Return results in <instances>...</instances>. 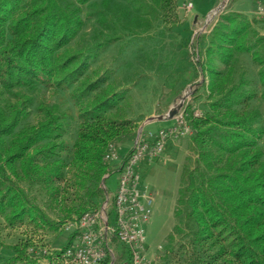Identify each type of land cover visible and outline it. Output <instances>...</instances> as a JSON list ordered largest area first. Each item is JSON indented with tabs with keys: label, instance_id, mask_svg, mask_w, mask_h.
Returning <instances> with one entry per match:
<instances>
[{
	"label": "trees",
	"instance_id": "trees-1",
	"mask_svg": "<svg viewBox=\"0 0 264 264\" xmlns=\"http://www.w3.org/2000/svg\"><path fill=\"white\" fill-rule=\"evenodd\" d=\"M83 7L96 24L86 42L80 34ZM175 11L176 0H0V215L9 224L27 218L56 229L19 181L49 185L59 179L66 163L56 155L70 147L76 183L86 189L85 203L72 221L93 210V197L104 196V188L86 187L87 182L112 173L103 155L133 128L118 111L121 93L113 90L109 72L92 64L101 50L138 33L141 25L179 24ZM263 28L264 17L222 11L204 36L203 50L194 53L192 70L175 77L174 82L201 77L191 84L192 92L201 87L211 99L209 112L187 117L196 157L193 166L183 168L173 210L176 223L159 256L164 262L175 252L177 235L188 241L184 264H264V114L248 108L255 97L248 90L250 79L242 73L233 76L236 56L248 55L258 66L257 97L264 105ZM39 87L68 92L75 112L41 96L35 105L38 120L24 123L34 102L30 92ZM72 120L78 128L70 146L63 135ZM78 232L73 230L50 253L27 251L26 242H0V248L12 253L6 264H63L70 260L65 250ZM122 247V264H131L130 251ZM109 260L107 256L103 263Z\"/></svg>",
	"mask_w": 264,
	"mask_h": 264
},
{
	"label": "rangeland",
	"instance_id": "rangeland-1",
	"mask_svg": "<svg viewBox=\"0 0 264 264\" xmlns=\"http://www.w3.org/2000/svg\"><path fill=\"white\" fill-rule=\"evenodd\" d=\"M186 1L176 0L175 14L179 24L169 27L170 24H159L154 21L153 24L141 25V31L138 33H128L119 41H114L101 50L92 64L100 71L109 72V81L113 90L121 93V106L118 111L130 121V126L133 128L132 134L122 136L121 140L115 143L118 160L124 157L137 134L146 135L147 132H154L174 123V116L167 117L171 108L180 104L177 112H182L186 119L190 112L200 116L210 111L208 104L211 98L208 91L199 87L198 91L192 92L191 84L201 81V77L174 82L175 77L179 71L192 70L194 53L203 50L206 43L204 36L219 14L227 10L229 5L233 9L232 12L247 18L254 14V10L256 14L254 8L256 0H202L200 4L203 9L206 10L207 5L212 7L201 14L202 16L197 19L199 22L196 23L189 9L185 7ZM190 1L195 3L199 0ZM85 10L86 8L83 7L85 25L80 33L84 42L89 41L96 27L92 18L85 16ZM259 32L264 34V28ZM79 40L81 39L77 37L75 41ZM220 69L225 71L226 66L220 65ZM257 69L258 66L252 63L248 55H237L233 64V76L237 79L242 73L250 79L248 90L255 91V97L250 100L248 108H257L261 114H264V105L257 97L260 91L256 81ZM30 93L34 96V102L29 106L30 114L24 123H35L38 120L35 105L41 96L48 104L55 103L61 109L75 112L73 101L66 91L39 87ZM161 115L165 117L158 119L157 116ZM77 128V120H72L63 135L70 146L76 138ZM70 151L71 147L68 151L56 155L63 158L66 165L62 169L61 177L49 185L38 181H19V185L29 199L39 206L49 220L55 222L56 229L36 225L27 218L9 224L0 215L1 243L9 245L26 242L29 246L27 251L33 249L36 252L42 248L44 253H50L65 244L68 236L76 229L72 220L77 217L75 210L85 203L86 190L76 183V171L70 164ZM195 157L191 135H186L168 140L162 154L152 159L150 163L140 162L142 165L138 171L139 187L145 185L152 196L151 215L145 225L141 264H184L187 260L188 255L184 250L188 242L187 238L177 235L174 238L175 252L170 254V260L164 262L159 256L163 253L165 241L176 223L173 210L183 168L193 166ZM36 160L40 162L39 159ZM117 177L118 173L113 172L107 177L103 176L100 181L96 180L97 182L88 180L86 185L91 188L99 184L104 188L103 197L96 199L93 197L95 202L93 210H101L102 214H108L111 224L114 221L111 205L117 188ZM75 243L76 240L72 245L74 246ZM105 246L109 251L108 258L111 264H122L126 260L122 244L114 237L108 235ZM11 256L12 253L0 248V264H6V260ZM57 262L58 260L53 264ZM62 262L73 264L71 260ZM40 264H47V261L41 260Z\"/></svg>",
	"mask_w": 264,
	"mask_h": 264
},
{
	"label": "built area",
	"instance_id": "built-area-1",
	"mask_svg": "<svg viewBox=\"0 0 264 264\" xmlns=\"http://www.w3.org/2000/svg\"><path fill=\"white\" fill-rule=\"evenodd\" d=\"M185 7L190 8L191 3L187 2ZM256 14L264 16L263 4L256 7ZM192 132L184 114L177 112L173 125L147 132L146 135L137 134L122 159L117 158L115 144H109L103 159L110 165L114 164L111 165L112 173H118L117 188L111 205L113 224L110 223L108 214H102L101 210L83 212L74 222L79 231L76 243L65 250V256L76 264H102L108 256L105 244L110 235L130 251L131 264H141L145 225L151 215L152 197L145 188L139 187L137 166L143 160L158 158L168 140L191 135Z\"/></svg>",
	"mask_w": 264,
	"mask_h": 264
},
{
	"label": "crops",
	"instance_id": "crops-1",
	"mask_svg": "<svg viewBox=\"0 0 264 264\" xmlns=\"http://www.w3.org/2000/svg\"><path fill=\"white\" fill-rule=\"evenodd\" d=\"M202 0H199L198 2H195V3H193V1H190V0H187L186 2H190L191 3V7L190 8H188L189 9V11L191 12V14H192V16H193V19L196 21V23L197 22H199V20H197V19H199L202 15L201 14H204V12H206L207 10H210V8L212 7L211 5H207V9L205 10V9H203V7H202V4H200V2H201ZM259 4H263L264 5V0H256V3H255V5L256 6H254V8L256 9V7L259 5ZM216 8V7H215ZM228 10H230V11H232L233 9H232V7L229 5L228 6V8H227ZM236 10H238V9H236ZM235 10V11H236ZM237 12H240L239 10L237 11ZM252 17H256V18H260V15H257V14H255V10H254V14L251 16V17H248L249 19L250 18H252ZM174 123L172 122L171 124H169V126H171V125H173ZM169 126H167V127H169ZM165 128V127H164ZM144 161V163L145 162H148V163H150L152 160H143ZM111 165H114V164H111ZM142 165V163H139V165L137 166V169H136V171H137V174H138V171H139V169H140V166ZM108 176V175H107ZM106 175H105V177H107ZM138 176H139V174H138ZM142 188H145V190L147 191V188H146V186L144 185ZM148 192V191H147ZM149 193V192H148ZM150 194V193H149ZM151 195V194H150ZM152 197V196H151ZM76 240V238L74 239V241ZM73 241V242H74Z\"/></svg>",
	"mask_w": 264,
	"mask_h": 264
},
{
	"label": "water",
	"instance_id": "water-1",
	"mask_svg": "<svg viewBox=\"0 0 264 264\" xmlns=\"http://www.w3.org/2000/svg\"><path fill=\"white\" fill-rule=\"evenodd\" d=\"M220 8V6L218 7ZM180 104L174 108H171L168 113H167V117H173L175 115V113L177 112V109L179 108ZM165 116L161 115V116H157L158 119L164 118Z\"/></svg>",
	"mask_w": 264,
	"mask_h": 264
}]
</instances>
